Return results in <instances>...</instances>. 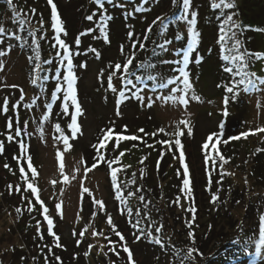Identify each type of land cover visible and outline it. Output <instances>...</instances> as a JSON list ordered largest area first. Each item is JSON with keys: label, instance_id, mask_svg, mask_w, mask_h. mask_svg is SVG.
<instances>
[{"label": "rangeland", "instance_id": "obj_1", "mask_svg": "<svg viewBox=\"0 0 264 264\" xmlns=\"http://www.w3.org/2000/svg\"><path fill=\"white\" fill-rule=\"evenodd\" d=\"M40 1L41 0H14L19 8H22L20 3L23 2V5H26L27 8L28 6H33L37 12L43 14L39 19H48L47 14L50 12V5L47 3L42 4ZM53 2L57 5L62 22L71 19L75 22L82 23L84 14H86L92 6L91 0H53ZM119 2H121V0H117V3ZM123 2L134 6L136 0H123ZM161 2H163V0H161ZM105 4L108 12H114V10H116L117 13H123L121 9L112 8V6L108 5L106 2ZM59 5H61L62 8H59ZM169 7V5H163L162 11L159 10L160 12L158 11L159 13L157 14H172V9H169ZM24 11L27 10L24 9ZM136 14L138 15V13ZM149 17H151V15H149ZM116 20L119 24L117 27L122 31L121 19L117 18ZM0 21L4 23L3 27H5L8 32L16 31L18 35L22 36L18 26L12 23L10 10L7 6L0 12ZM34 22L35 20H33L32 23ZM94 27L95 25L91 28ZM39 28L40 27H37L36 29ZM86 29L88 28L85 27L84 30ZM109 29L110 26L108 27L110 44H106L103 38L99 37V32L96 30L91 35L81 37V45L79 48L76 47L75 41L70 47L72 51H80L82 53L74 57L73 63L77 65L74 71L78 78L76 87L83 115L78 118L82 135L78 134L77 139L70 140L73 147L71 151L64 155L65 174L70 177V182L68 184H65L63 178L59 175L56 151L58 148L63 150V146L62 144H57L54 140V137L58 136L54 130V125L55 123H60L61 127L65 129L66 134L70 135L67 130V123L70 117L62 115L61 100L55 101V104H52L50 109L47 107L49 103H52L51 93L55 91L56 81L54 76L58 61L54 59L52 65H44L46 71L42 73V75H47L49 79L45 82V90L41 92L39 84L33 85L31 83L33 73L32 65L27 59L28 54L19 47L16 41L9 40L7 36L3 37L4 44L0 45V49H6L8 44L12 45L10 54L0 58L5 62L4 70L0 71V104H2L5 97H8L10 111L7 113V118L13 120L14 129L16 126L23 128L24 124L27 123V128L24 129V132L29 135H25L22 132V136L17 139H23L30 146L29 152L32 151L36 157L39 168L36 184L40 190L41 199L49 208L50 217L54 219L56 227L53 230L60 236V240H64L67 243L74 242L76 247L81 248L79 247L80 245L77 246V239L79 238L78 231L88 228L80 244L85 245L83 248L84 250H89V245H95V247L91 248V257L94 253L96 256L98 253L104 256V259L100 258V263H97L92 257L94 264H113V262L114 264H127L126 253L121 249H117L120 251V256H116L112 252H109L107 247L101 252L100 247L106 245L108 242L104 240L103 237L94 238L92 236V231L95 230L110 236L113 242L118 241V237L112 233L110 226L106 223L107 215H111L114 224L117 226V230L125 236L127 244L133 252V258L136 264H144L145 261L142 260L140 249H138V242H134V237L132 235L133 228L130 226L129 217L121 215L119 212V209L129 207V203L131 205V196H129L128 193H135L140 184L137 182V177H135V183L128 182L133 180L131 172H138L140 166L134 163L133 166L125 167L121 162L113 165L114 167H120L122 169L118 173V181L121 184L122 195H124L127 201L126 205H122L115 199V191L110 179V169L107 165L101 163L85 176L84 168L85 166L92 165L94 156L89 158L88 164H86V162L85 164H81L80 161L84 156V148H90V150H92V145L96 144L95 135L98 129L105 123L116 126L115 129H117V127L124 128V126H127V131L129 133L130 130L135 131L138 124L143 125L150 121L156 126H159L158 128L165 129L166 133L172 134L175 131V125L180 119H188L192 126V135L189 137L187 135V129L185 128V136L181 137V140L184 145L185 163L188 164L190 171V186L192 187L191 200L186 198V195L183 193V197L180 198L179 206L175 203H172L170 207H167L165 204L160 205L159 208L163 210V215L162 218H159L153 204L154 199H156L154 192L146 187V185L150 187L149 183L143 184V192H139V196H144L145 200L150 202L148 205V212L150 213L151 211V215L163 225L162 237L166 239V242L165 249H161L160 251L164 253L169 252L171 254V252L174 253L175 249L185 251L186 248L190 246L187 235L189 229L186 227V222L191 220L192 214L184 211V209L189 207L190 203L194 201L196 219L192 230L194 231L196 240L195 247L203 254L202 257L194 254L196 256L195 264H231V262H233L232 264H261V262L258 263L257 260H255L256 258L261 259V256H256L254 252L252 253L254 248L251 244L247 243L248 241L244 237L245 235L249 236V241H253V243L259 240L258 217L264 214V189L252 188V183L246 181L244 176L246 173L245 171L250 168L255 157V154L248 150L250 147L248 140L245 141L240 152L238 167L235 168L231 163L223 167V170L228 173V178L232 181L233 186L239 190V194L242 195V193H246L245 200L247 199L249 201L247 204L239 202V209L234 212V223L232 227L231 225H225L224 221L219 217L215 218V215L212 214L211 211L209 212V209L202 206L203 192L200 189V181L203 166L201 160L204 159V153L201 146L210 134L218 132V130H216L219 123L217 112L221 109L220 107H222L223 104V99L217 96V90L213 82L210 81L212 77L211 74L206 75L204 78L201 73L196 79L198 72H195V70L190 71L189 68L195 94L201 97L202 102L197 103L190 100L186 110L182 107H173L171 105L163 106L159 102H156L152 108H148L146 106H141L135 100H128L120 106V115L117 116L115 94L107 90V76L110 71L108 65L112 64L111 62L114 60L117 61L118 57L122 56L120 52L121 44L118 46L115 44L118 41L124 40L125 34L123 32L121 33V31L113 33L112 30H110V32ZM157 29L158 25L153 28V34L146 42V51H144L142 55L144 59L151 57L149 56L151 54V46H149L151 44L150 40H152V37L157 36ZM183 30L186 32L184 28ZM211 30L216 32L217 28ZM37 35H44L46 38L43 42L46 41V45L48 46L41 49L42 60L52 59L55 55L52 54L53 52L55 53L52 44H54L55 41L53 39L54 32L51 30L50 20L44 24L41 31L37 32ZM112 35L114 38L116 37L117 41L115 44L112 42ZM63 38L66 39L64 36ZM97 40L100 43L98 44L100 50L97 49ZM106 46L112 47L107 48ZM89 47L96 48L101 53L100 59H96L94 54L90 52H88L87 55L83 54L87 52ZM170 48L174 47L170 46ZM258 51L264 52V36L262 37L261 46ZM49 53L51 56H49ZM159 58L161 59L162 57L159 56ZM175 58L176 57H173L171 52L163 57V59L169 60ZM81 63H86L87 67H78ZM172 67L173 65L168 64L165 65L163 69L158 67L157 70L167 76H172L174 75V73L171 72ZM261 67V63L258 62L252 70L257 71L259 75H264V72L261 71ZM102 70L104 73L102 78L103 82L98 79V75ZM165 70H167V74ZM60 71L63 73L64 69L61 68ZM203 78L204 80H201ZM113 83L118 90L122 87L119 79H114ZM12 85L18 87L13 88L11 87ZM21 89L23 90V100H20ZM167 91L168 90H165V94H167ZM144 95H151V92L146 91ZM37 97H39V99H37ZM33 100L36 101L35 104H32ZM242 103L243 106L241 107L244 109L246 128L255 131L259 126L264 127V91L244 95ZM12 104H16L18 107L12 110ZM29 105H31V107H29ZM71 111H73V109L70 108V112ZM44 115H47L49 118L44 122L41 129L40 121L43 120ZM181 128H183V126H181ZM42 130L43 135H41ZM121 131L122 129H120L119 132ZM8 134L11 133L6 130L5 115L0 114V141L4 142L2 154H4L7 147L8 149H12L13 153L19 152L18 144L15 141H7L6 137ZM259 134L264 136V133ZM257 146L260 147L259 145ZM208 151L211 152V146ZM114 158L115 154L113 152L109 153V156L106 157L108 160ZM4 165V163H0V264H43L42 258L36 253L39 248L38 245H35V243L31 245L33 236L27 240V236L20 235L19 230L20 218L18 217L19 214L16 212V209L20 208L21 212L24 213V206L27 205V200L22 199V197L26 196L30 199V197H32L31 193L23 192V190L20 193L15 192V186L20 185L22 189L23 186L20 180L16 179L14 176V172H8L9 169L5 168ZM77 168H79L78 172L76 171ZM152 172L153 173H150L148 177H150L151 174L154 175V177L158 176V174H162L164 177L169 176V165L165 159H161L159 167L155 168L152 166ZM73 174H75V179H71ZM54 180L57 181L55 185L51 183ZM148 180L151 183L150 178H148ZM81 184L89 189L92 193L91 197L85 194L83 200H81ZM9 185L13 186L11 189L12 194H9ZM180 186L182 188V182ZM137 195V193L134 194L136 197ZM231 197L232 194L230 193L229 198ZM92 199L100 200L105 204V210L97 211L95 217L92 216L93 211H95L91 203ZM156 201L158 202V200ZM57 203H62V219L56 212L55 205ZM138 204H141V202ZM138 204L137 206L135 205L134 208H137ZM136 210L137 209H135V211ZM135 211L133 212L135 213ZM141 212L143 215L144 210H141ZM30 219H35V216H33V218L30 217ZM238 225H242V229L238 228ZM41 226H47L46 221H42ZM56 228H58V231ZM73 232H76L77 236H74ZM224 247H231L229 248L231 251L228 252V259L226 256L221 255L222 251H219ZM105 252L108 253L107 256L104 255ZM169 253L168 258H165L167 260L165 264H171L169 261ZM247 254L249 255L243 256ZM229 255H232V257H229ZM252 255L255 257H252ZM48 257L49 264H57L55 258L50 255ZM163 262L164 260L159 258L157 261L153 260L151 263L161 264Z\"/></svg>", "mask_w": 264, "mask_h": 264}, {"label": "snow or ice", "instance_id": "obj_2", "mask_svg": "<svg viewBox=\"0 0 264 264\" xmlns=\"http://www.w3.org/2000/svg\"><path fill=\"white\" fill-rule=\"evenodd\" d=\"M105 2L108 5H111L112 8L121 9L123 15L126 18L132 17L135 13H143L150 9H146L142 6H134L131 11H128V5L121 0V2L117 3V0H92L97 6V10L92 14L87 15L85 19L89 22H94V28H88L85 31L81 32L75 39V45L77 48L81 45V37L91 35L94 31L98 30L99 37H102L106 44H110L109 36H108V27L109 22L113 20V16L108 14V9L105 6ZM156 2V0H153ZM6 4L8 9L10 10V17L12 23L18 26L19 30H26L27 36L31 38L29 42L28 39L18 35L16 31L8 32L7 29L3 26H0V45L4 44L3 37L7 36L9 40H14L19 42V46L22 49H28L30 51V55H28L27 59L32 65V79L31 83L33 85L39 84L41 92L45 90V82L49 79L47 75H42L46 71L44 65H52L53 60L58 61V65L55 71L54 79L55 83V91L51 93V99L53 101L61 100V112L65 117H70L69 122L67 123V130L70 135L66 134L65 129L61 127L60 123H55L54 130L58 134V136L54 137V140L57 144H62L63 150L59 148L56 151V159L58 161V170L59 175L63 178V182L68 184L70 182V177L65 174V165H64V155L65 153L71 151L73 145L70 143V140H75L78 138V134L82 135L81 126L78 122V118L83 115V110L81 103L78 100L77 94V75L74 69L77 67L73 63V59L75 56L81 55L80 51H72L69 44L65 42V39L61 38V34L63 36H67L66 29L62 22L61 16L58 12L57 5L53 2V0H47V4L50 5V22L51 29L54 31V41L52 44L53 49H55V55L52 59L42 60L41 58V45L39 40H43L46 37L44 35L37 36V32L41 31L44 27V21L41 18L38 23L40 25L39 29L32 27V17L36 14V9L31 8L28 11H24L23 8H19L14 0H6ZM171 6L173 8L172 15H158L155 19L152 20L151 24L148 25L143 34V42L140 40H133L134 32H128V39L132 41L130 45V52L125 55L124 46L121 45L120 52L121 55H125V60L123 63H115L109 64L108 68L110 69L107 76V90L111 93L115 94V102L117 107V116L120 115L119 108L122 104H124L128 100H135L141 106H146L148 108H152L156 102H159L163 106H173V107H182L184 110L187 109L190 100L195 101L197 103L202 102L201 97L195 94L194 85L191 82L189 65L190 63H195L197 65L202 64L204 62L203 55L200 54L198 48L201 43L202 33L198 28V22L200 18L199 9L194 7V0H171ZM236 7L234 0H211L210 8L214 10H219V15L215 18L219 22L218 23V38L217 45L219 46V58L223 62L221 64V71L226 73L230 79L227 83L218 84L217 87H223L225 89V95L223 97V117H227L229 115L228 105L231 102H237L241 93L251 94L255 92L264 91V75H259L257 71L252 70V68L260 62L262 67L261 71L264 72V52L259 51H251L249 50L243 39L244 34L247 31H255V32H264V29L261 28H253L248 25H244L239 19H234L238 15L237 12L226 13L225 10H231ZM99 13V19L94 21V17ZM158 25L157 35L160 38V42H155V47L152 49V57L146 58L143 61L136 63L134 65V61L136 60V50L137 44H139V50L146 51V42L150 39L153 34V28ZM179 25L186 30L177 31L175 33L174 38H168L167 33L171 26ZM131 28L132 26L129 25ZM185 35L187 37L186 45L182 48H170V45L174 43V41H183L185 40ZM94 37V38H99ZM12 50V45L8 44L6 49H0V58L6 57L10 54ZM62 50V51H61ZM211 49L208 50L209 54H211ZM88 52L93 53L96 59H100L101 53L96 49L89 47L87 52L83 53L85 55ZM171 52L175 59H160L154 60V58L159 57L161 55L167 54ZM195 54V55H193ZM173 65L171 72L174 73L172 76H166L164 73L158 71V67L162 65ZM80 68H86V63H81L78 65ZM5 68V62L3 59H0V71H3ZM63 68L64 72L61 73L60 69ZM103 70L99 73L98 79L103 82ZM114 79H119L122 87L118 90L116 86H114ZM7 86V85H6ZM171 86V87H170ZM11 87H18L16 85H12ZM165 90L167 94H165ZM151 92V95L145 96V92ZM23 90L21 89V97L20 100H23ZM39 99V97H37ZM36 101L33 100L32 104H35ZM18 107L16 104H12V110H15ZM31 107V105H29ZM50 109L51 104L47 105ZM259 107V103H258ZM70 108L73 111L70 112ZM10 111L9 108V99L5 97L2 104H0V114H4L6 118V130L11 133L8 134L6 139L8 142L15 141L18 144L19 155L14 156L13 158L17 160L18 164L21 160L26 161V167L19 166L20 179L23 182V189L20 185L15 186V192L20 193L30 192L33 199H29L26 196L22 197V199L27 200V211L34 212L36 211V205H39L40 214L43 217V221H46L47 232L48 235L52 238L53 244L52 246L48 245H38V247L47 248L48 253L54 255L52 249L61 248L60 244V236L56 234L53 230L55 227L54 219L49 215V208L46 206L45 202L41 199L40 190L36 181L38 179V171L33 166L32 156L29 154V145L23 139H17L22 136V132L25 135H29L24 132V129L27 128V123L24 124L23 128L16 126L14 129V122L12 119L7 118V113ZM48 116L44 115L43 120L40 121L41 129L45 121L48 120ZM183 126V128H181ZM187 129V135L191 137L192 135V126L188 119H180L175 125V131L172 133L174 135V139L170 140H157L156 143L160 144L165 151L160 153V159L157 161V167H159L160 160L163 159V156L166 154V151H172L173 146L176 150H178V157L174 155V158L179 159L180 164L183 169V180H182V188L181 192L186 195V198L191 200L192 197V187L191 179H190V171L189 166L185 163V153H184V145L182 143L181 137L185 135L184 129ZM14 129V131H13ZM141 133L144 132V129H139ZM225 131V121L222 120L219 124V132L210 134L206 141L202 144V151L204 153V162L206 165L211 161L212 170H215L217 160L221 163L219 165L222 170L225 164L229 163V160L221 154L217 145L221 142L223 144H227L230 141H238L241 138H247L250 135H258L259 133H264V127H258L255 131L249 130L246 132H242L240 135H234L228 137L227 139H223ZM127 132V126H124L120 133L116 132L115 127H109L107 129H102V135L98 138V142L93 144L92 147L95 150L96 155L93 157V163L91 166H85L84 174H87L93 171L96 167H98L101 163H105L107 167L110 169V179L112 187L115 191V199L120 202L122 205H126L127 201L122 195L121 184L118 181V173L122 170L120 167H114L120 162V158L125 155V152L121 151L119 156L114 159L108 160L106 159L105 152L102 150H106L109 142L114 140L113 151L119 148V145L122 141H136L141 140V137L136 135H125ZM158 134H165V129L160 128L156 133H152L153 137ZM41 135H43V130L41 131ZM148 135V134H146ZM215 140V143H212ZM148 148H154V144H146ZM211 146V152H209V148ZM133 147H137V145H133ZM4 150V142L0 141V154L3 153ZM262 149H256V152H260ZM214 153V155H212ZM147 157H143L140 160V163L143 164L144 160ZM81 164H85V161L81 159ZM5 168H8L9 165L5 164ZM127 167V166H125ZM79 171V168L76 169ZM30 173V175H29ZM179 174V173H178ZM221 171V177L226 175ZM133 175V180L128 183H135V173ZM144 170L141 169V178H143ZM209 176V184L211 183V172L208 173ZM71 179H75V174L71 177ZM218 181V183H221ZM53 185L57 183V181L51 182ZM8 188H13L12 185H9ZM141 189L137 188L136 192H140ZM91 197L92 193L89 191L87 187H84L81 184V200H83L84 195ZM135 193L129 192L128 195L132 196ZM139 201L144 204V212L142 216V212L140 209H137L135 213L129 207L119 209L121 215H126L129 218L135 216L134 220L129 219L130 226L134 229L132 235L134 237V242H140L141 239H147L149 242L159 246L162 250L165 249V243L163 238L160 235H153V227L155 228V233H162L163 225L155 226L152 223H149L148 228L145 229L141 226L142 219H148V205L150 202L145 200L144 196L138 197ZM219 197L217 195L212 196V203H216ZM95 211H93L92 216L95 217L97 211H104L105 204L96 199H92L91 201ZM174 203L179 206L180 205V197H177ZM239 203V201H237ZM56 212L63 218L62 211V203H57L55 205ZM82 210V208H81ZM17 213H21V209H16ZM184 211L192 214L191 220L186 222V227L189 229L187 235L190 241V246L186 248L184 254L181 255V250L175 249L174 255L179 259L180 264H195L196 255L202 257V253L195 247L196 240L193 229V224L195 222L196 216V208L194 201H192L189 207L185 208ZM106 223L110 226L112 233L118 237V241L113 242L110 236L105 235L103 232L92 231V236L103 237L108 243L106 245H102L100 247V251L103 252L105 247L108 248L109 252H112L116 256H120V251L117 249H121L124 253L127 254V264H136L133 258V252L129 248L127 244V240L125 236L117 230V226L114 224L113 218L111 215H107ZM37 228V236L43 241L44 235L41 232V222L38 220L36 224ZM238 228L242 229V225H238ZM88 228H84L78 234L79 238L77 239V246L82 242ZM74 236H77V233L73 232ZM258 235H259V243L256 245V252L261 256V264H264V214L258 217ZM95 247V245H89L88 252L85 253L87 256L91 248ZM104 255H108L107 252ZM45 264H49V257L45 256ZM55 261L57 264H62L61 258L59 256L55 257ZM114 264V262H113Z\"/></svg>", "mask_w": 264, "mask_h": 264}, {"label": "trees", "instance_id": "obj_3", "mask_svg": "<svg viewBox=\"0 0 264 264\" xmlns=\"http://www.w3.org/2000/svg\"><path fill=\"white\" fill-rule=\"evenodd\" d=\"M40 2H42V4H46L47 0H41ZM160 2H161V0H156V2H153V0H136V2L134 3V6H142L146 9H150V10L145 11L143 13H138V15L135 13L130 18H126L125 15H123V13H119V12L117 13L116 10H114V12L113 11L108 12V14L113 16V20L109 22V26H110L109 31L112 30L113 33H116V31H118V32L121 31L117 27L119 24H118V21L116 20L117 18L121 19V22H122L121 23L122 24L121 33L123 32L125 34V36H124L125 38H124V40L118 41L116 43V41H117L116 37L114 38L112 35V37H113L112 42H114V44L116 43L115 45H117V46L119 44L123 45L125 55L128 54L131 50L130 45H131L132 41H130L128 39V35H127L129 31L134 32L133 40L138 39L141 42H143L144 31L146 30L148 25L151 24L152 20L158 16L157 13L162 11L163 5H169L170 6L169 9H172V14H173L174 10L171 6V0H163V2H161V3ZM210 2H211V0H194V7L198 8L199 13H200L198 28L202 33L201 43L199 45L198 50H199L200 54L203 55L204 62L202 64H199V65H197L195 63H190L189 68H190V71L195 70V72H198V75H196V79L198 78V76L201 73L204 76V78L206 77V75L211 74L212 77L210 76L211 77L210 81L213 82V85L215 86V88L217 90L216 91L217 96L218 97L220 96L223 99V97L225 95V89L223 87H217V85L227 83L228 80L230 79V77H228V75L226 73H223L221 71V64L223 62L219 58V46L216 43L217 38H218V23L219 22L215 18L217 15H219V10L211 9L210 8ZM5 3H6V0H0V12H2V9L7 6V4H5ZM234 3L236 5V7L234 9H231V10H225L226 13H230L233 11L237 12L238 15L236 17H234V19H239L244 25H248V26H251L253 28L264 29V0H234ZM127 5L129 7L127 9L128 11H131L132 8L134 7L132 4H127ZM20 6H22V8L26 9L27 11L31 8H35L33 6H30V7L28 6V8H27L26 5H23V2L20 3ZM59 8H62V6L59 5ZM96 10H97V6L94 3H92L90 10L86 14H84V19H83L82 23L75 22L71 19L63 22L64 27H65L66 32H67V36L66 37L64 36L66 38L65 42L67 44H69L70 47H71V44L74 43L76 37L81 32L85 31L84 30L85 27L91 28L92 26L95 25L94 22L87 21L85 19V17L87 15L92 14ZM38 13H40V12L36 11L37 15L35 14V16L32 17V22H33V20H35V22L32 23L33 28L40 27L38 21L40 20L39 18L43 14L42 13L38 14ZM172 14H170V15H172ZM149 15H151V17H149ZM47 17H48V19L47 18L43 19L44 24H46L48 22V20H50V12L47 14ZM98 19H99V13H97V16L94 17V21L98 20ZM129 25H131L132 27L130 28ZM0 26H4V23L1 21H0ZM35 26H37V27H35ZM214 28H217L216 32L211 30V29L214 30ZM177 31H183L184 32L183 28L179 25L171 26L168 33H167V37L168 38H174L175 33ZM21 34H22V37L28 39L29 42L31 41V38L27 36L26 30H21ZM263 36H264V32L247 31L243 37L246 47L251 51H258L260 46H261ZM61 38L64 39L63 34H62ZM44 40L45 39L39 40V43L41 45V49L44 47H48L46 45V41L43 42ZM154 41L157 43L160 42V38L158 37V35L155 37H152V40H150L151 44L149 46H151V48H150L151 54L149 56H151V57H152V49L155 47ZM186 41H187V37L185 35V40L178 41V42L174 41V43L170 46H173L174 48H182V47H185ZM17 43L19 45V42H17ZM42 44H43V46H42ZM98 44H100V43L97 40V49L100 50V47ZM112 46H109V47H112ZM106 47L109 48L108 46H106ZM209 49L212 50L211 54H209V52H208ZM23 50L28 55L31 54L28 49H23ZM143 52L144 51L139 50V44H137L136 60L134 61V65L136 63H139V62L144 60V57L142 56ZM52 54H55V53L53 52ZM167 54L161 55L160 56V57H162L161 59H163V57ZM125 55L118 57L117 61L114 60L111 63L112 64L123 63L125 60ZM193 55H195V54H193ZM49 56H51L50 53H49ZM158 58L159 57H156V58H154V60H157ZM158 60H160V58ZM164 66L165 65L159 66V68L163 69ZM165 73L167 74V70H165ZM204 78L201 80H204ZM244 95H247V94L241 93L237 102H235V103L230 101V103L228 105L229 115L226 118L223 117V115H222L223 104H222V107H220L221 109L217 112V115L219 117V123H218V128L216 130H218V132H219V124L221 123L222 120L225 121V131H224V137L222 138V140L227 139L228 137H231L234 135H240L242 132L249 131V129H247L245 126V118H244V112H243L244 109H242V107H241V106H243L242 99H243ZM52 104L54 105L55 101L52 100L51 105ZM109 127H115L116 128V126H112L110 123H105V124H103L102 127H100L98 129V132L95 135V138H96L95 142L96 143L98 142V138L102 135L101 130L107 129ZM158 127L159 126H156L155 124L151 123L150 121H148L147 123H144L143 125L138 124V126H136L135 131L130 130L129 133L127 131L124 134L125 135H136L138 137H141L142 140L144 141L143 143L139 139L136 141H122L119 145V148L116 149L115 151H113V146L115 143L113 140V141L109 142L107 149L102 150V151L105 152L106 157H108L109 153H112V152L115 154V157H117V156H119V153L121 151H123V152H125V155L120 158V162L124 166L130 167V166H133L134 163H136V165L140 166L139 167L140 172H139V170H138V172L132 171L131 174H133L135 172V174H136L135 177L138 178L137 182H138V184H140L138 188H140L142 192L144 189L143 184L149 183L150 187H148L147 185H146V187L149 188L152 192H154V196L156 199H154L153 204H154L156 212L158 213L159 218H162L163 210L159 208L160 205L165 204L167 207H170V206H172V203H174V201L176 200L177 197H180V198L183 197V193L181 192V186H180V183L182 182L183 169H182V166L180 164L179 159L174 158V155L178 157L179 152H177V150L173 146V150L172 151H166V154L163 156V159H165V161L169 165L170 175L164 177V175L158 174V176L154 177V175L151 174V176L148 177L150 175V173H153L152 172V166L157 168V161H158V159H160V153L162 151H165V149L160 144H157L156 141L157 140H170V139L175 138L174 135H172L171 133H169L168 135L158 134L155 137L150 135L152 133H156L157 130L160 129ZM120 129H123V128L117 127L116 132L120 133L119 132ZM139 129H144V132L141 133L139 131ZM146 134H148V135H146ZM246 140H248V144L250 145L248 150L252 151L253 154H255V157H254V162H252L250 168H248L245 171L246 173L244 174V176L246 178V181H250L252 183V185H253L252 188L264 189V182H263L264 181V136L263 135L262 136H261V134L250 135L246 139L241 138L238 141H230L226 145L221 142L220 144L217 145V148L219 149L221 154L224 155V157L229 160V163L225 164L224 166H228L231 163L236 168V167H238V164H239L240 152H241L243 145L245 144ZM212 143H215V140H213ZM134 144L137 145V147H133ZM146 144H154L155 147L154 148H148L146 146ZM251 145H253V146H251ZM257 145H259L260 147H258ZM258 148L262 149V150L260 152H256V149H258ZM84 149L85 150H84L83 159L86 162V164H88L89 158L95 156L96 153H95V150L93 148H92V150H90V148L89 149L84 148ZM12 151H13L12 149H8V147H7L4 151V154L0 155V163H4V164L9 165L11 172H14L13 173L14 176L16 177V179L20 180L21 185L24 187L23 182L20 179L19 166H24L26 171H28L27 167H26V161L21 160L18 164L17 160L14 159L13 157L18 156L19 152L13 153ZM184 153H185V151H184ZM29 154L32 156L33 166L37 169V171H39V168H38V165L36 162V157H35L34 153L31 151V152H29ZM212 155H214V153H212ZM145 156L147 157V159L144 160L143 164H141L140 160ZM201 162L203 165L202 166V177H201V181H200V189L203 192L202 193V206L204 208L209 209V212L211 211L212 214L215 215V218L219 217L222 221L225 222V225L226 224H227V226L231 225V227H232V225L234 223V221H233L234 212H235V210L239 209V203H237V201H239L242 204H247L249 202L247 199L245 200L246 193H242V195L239 194V190L233 186L232 181H230V178H228L229 177L228 173L226 171H224L223 169L222 170L220 169L219 165L221 162L219 160H217L215 170H212L211 161H209L208 165L205 164L204 159H202ZM141 169L144 170L143 178H141ZM209 171L211 172V183L210 184H209V176H208ZM221 171H223L224 173H227V174L224 175L223 177H221ZM8 172H9V170H8ZM29 175H30V173H29ZM148 178H150L151 183L149 182ZM221 180H222V182L218 183V181H221ZM136 193L138 194L137 197L134 195L131 196V200H130L131 205L129 203V208H131L133 211H135V209L144 210V204L143 203L138 204L140 202V201L138 202L139 192H135V194ZM230 193L232 194L231 198H229ZM213 195H217L219 197V199L216 203L211 202ZM30 199H32V197H30ZM156 200H158V202ZM231 201H232V204H231ZM2 203H3V201H2ZM137 204H138L139 208L138 207L134 208V206L135 205L137 206ZM24 210H25L24 213L21 212L18 216L20 218L19 219L20 235L22 234L24 236H27V240L33 236V240H32L31 245L35 243V245L43 244V245L52 246L53 241H52V238L48 235L47 226H44V227L41 226V232L44 235V240L41 241L37 236V228H36L37 221L38 220L40 222L43 221V217H41V214L39 211V205H36V211H34V212L30 213L29 211H27V205L24 206ZM151 214H152L151 211H150V213L148 212V219L147 220L142 219L141 226L144 227L145 229L148 228L149 223H152L155 226L161 225V223H159L157 221V219L154 218V216H152ZM33 216H35V219H30V217L33 218ZM135 218L136 217L133 216L132 218H129V219L134 220ZM55 227H56V225H55ZM57 229L58 228H56V230ZM133 231H134V229L132 230V233H133ZM152 231H153V235H160L162 237V233H160V234L155 233L154 227H153ZM79 232H80V230L78 231V233ZM244 237L248 241L247 243L251 244L253 246L254 251H252V253L254 252V254L256 256H259L257 254V252H255L256 251V245L259 243V240H256V243L255 242L253 243V241L252 242L249 241V239H248L249 236L245 235ZM163 240L165 243L166 239H163ZM60 244L62 245L61 248L53 247L52 251H53L54 255L49 254L47 248H43V250L41 249V247L38 248L36 253H38L40 258H42L43 264H45L44 263L45 256H49V255L52 256L53 258H55L56 256H59L61 258L62 264H94L92 257L95 259V261H97V263L101 262V261H99L100 258L104 259V256L101 255V253H98L97 256L94 253V255L91 257L92 252H90L86 256L85 253L88 252V250L83 249L85 247L84 244H80L79 247H81V248L76 247L74 242L73 243H67L64 240H60ZM88 244H87V246H88ZM229 248H231V247H229ZM229 248L224 247L223 249L219 250L220 252L222 251L221 255L226 256L227 259H228V252L231 251V250H229ZM138 249H140L139 251L141 252L142 260L145 261L144 264H152L151 262L153 260L157 261V259H159V258H162L164 260V262L161 264H165V261H167L165 258H168L169 252L164 253V252L160 251L161 248L159 246L149 242V240H147V239H141V241L138 242ZM180 254L183 255L184 251H181ZM248 255L249 254L243 255V256H248ZM253 256L254 255H252V257ZM229 257H232V255H229ZM255 260H257L258 263L261 262V259H259V258H256ZM169 261L171 264H180L179 259L174 255L173 252H171V254H170V260ZM229 261H230V259H229ZM232 263L233 262H231V264Z\"/></svg>", "mask_w": 264, "mask_h": 264}]
</instances>
